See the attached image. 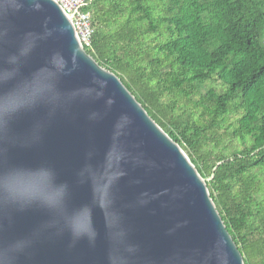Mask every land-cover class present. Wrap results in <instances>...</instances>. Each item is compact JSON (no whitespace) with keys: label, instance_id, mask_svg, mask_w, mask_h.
Returning <instances> with one entry per match:
<instances>
[{"label":"water","instance_id":"water-1","mask_svg":"<svg viewBox=\"0 0 264 264\" xmlns=\"http://www.w3.org/2000/svg\"><path fill=\"white\" fill-rule=\"evenodd\" d=\"M0 264H245L206 180L55 0H0Z\"/></svg>","mask_w":264,"mask_h":264},{"label":"trees","instance_id":"trees-1","mask_svg":"<svg viewBox=\"0 0 264 264\" xmlns=\"http://www.w3.org/2000/svg\"><path fill=\"white\" fill-rule=\"evenodd\" d=\"M87 49L178 143L264 264V0H91Z\"/></svg>","mask_w":264,"mask_h":264},{"label":"built area","instance_id":"built-area-1","mask_svg":"<svg viewBox=\"0 0 264 264\" xmlns=\"http://www.w3.org/2000/svg\"><path fill=\"white\" fill-rule=\"evenodd\" d=\"M64 13L70 18L82 46L91 49L94 29L91 14L88 12L91 0H55Z\"/></svg>","mask_w":264,"mask_h":264}]
</instances>
